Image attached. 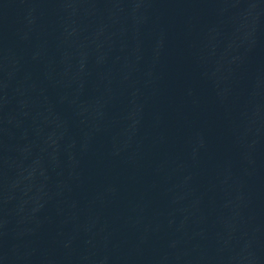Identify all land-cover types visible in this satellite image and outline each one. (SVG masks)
Listing matches in <instances>:
<instances>
[{
  "label": "water",
  "instance_id": "1",
  "mask_svg": "<svg viewBox=\"0 0 264 264\" xmlns=\"http://www.w3.org/2000/svg\"><path fill=\"white\" fill-rule=\"evenodd\" d=\"M158 0H0V241L60 132Z\"/></svg>",
  "mask_w": 264,
  "mask_h": 264
}]
</instances>
